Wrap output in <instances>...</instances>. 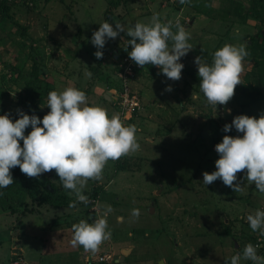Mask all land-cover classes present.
I'll use <instances>...</instances> for the list:
<instances>
[{
	"label": "rangeland",
	"instance_id": "1",
	"mask_svg": "<svg viewBox=\"0 0 264 264\" xmlns=\"http://www.w3.org/2000/svg\"><path fill=\"white\" fill-rule=\"evenodd\" d=\"M114 1L0 0V10L7 13H0V114L7 112L15 120L19 109L42 118L49 111L48 91L72 86L85 92L89 105L117 115L114 94L128 85L138 96L139 107L130 119L126 114L120 120L135 126L140 148L107 161L100 179L86 182L82 189L86 204H77L75 195L65 189L75 200L68 205L74 212L71 223L81 219L91 223L105 206H111L106 217L111 236L102 241L103 251L92 253L93 264H119L120 256L123 264H224L257 236L264 238L244 219L264 209V194L247 181L246 170L236 173L233 183L240 184L238 192L219 179L202 184V173L215 170L214 145L224 135H242L235 129L223 132V125L235 115L258 117L264 112V0H119L112 7ZM153 13L161 23L170 22L173 33L177 22L188 33L192 48L180 58L184 65L180 79L166 78L151 64H135L125 77L120 59L131 50L127 45L131 37L124 32L106 40L100 59L93 55L96 48L90 38L101 22L127 27L147 23ZM241 43L248 55L242 60L240 83L230 100L215 108L199 90L194 57L211 63L216 49ZM169 85L171 91H166ZM33 95L36 98L25 109L23 103ZM30 130L26 128L25 135ZM54 171L42 174L58 183ZM36 205L27 199L19 210L26 215L29 209L45 211V206ZM132 209H138L139 215L132 216ZM38 214L24 221L43 235L51 217ZM3 215L8 217L0 212L1 219ZM118 216L122 222H117ZM0 240H5L3 234ZM29 240V249L23 246L26 264L44 251V240ZM8 244L1 245L0 264H8L7 255L1 253ZM112 248L114 253L109 252ZM101 253H111L113 262L98 261ZM50 259L47 256L43 264ZM247 261L241 259L239 264Z\"/></svg>",
	"mask_w": 264,
	"mask_h": 264
},
{
	"label": "clouds",
	"instance_id": "2",
	"mask_svg": "<svg viewBox=\"0 0 264 264\" xmlns=\"http://www.w3.org/2000/svg\"><path fill=\"white\" fill-rule=\"evenodd\" d=\"M179 2L184 3L185 0ZM175 27L173 33L170 22L161 23L156 13L147 23L136 22L127 27L118 22L103 21L90 38L96 48L93 55L100 59L106 40L115 39L124 32L131 37L127 40V45H131L127 55L136 65L157 66L166 78L178 80L184 67L180 58L192 45L188 43L185 29L178 22ZM247 55L246 45L241 43L239 46L224 44L216 49L211 63L203 62L200 56L194 57L199 90L208 104L216 108L230 100L234 87L240 83L242 60ZM165 90L171 91V86H166ZM45 106L49 111L42 118L19 109L15 120L7 112L0 114V189L13 182L10 169L16 166L28 177H37L54 169L61 186L71 190L76 201L86 204L87 197L82 194L86 182L99 180L107 161L139 150L136 128L123 125L118 115L109 116L100 106L89 105L85 92L72 86L48 91ZM225 111L230 112V109ZM28 127L31 130L25 135ZM231 129L242 135H224L214 145L218 154L214 161L215 170L202 173V184L205 186L219 179L238 192L240 184L233 183L237 180L236 173L246 170L244 176L247 181L264 194V112L258 117L235 115L230 124L223 125V132L228 133ZM73 203L70 201L69 206ZM111 211L108 205L91 223L85 219L73 223L70 244L95 252L102 241L111 236L106 221ZM131 215L138 216V209H132ZM244 219L252 231H259L264 236V209H256ZM116 220L122 222L123 217L118 216ZM256 248L248 243L242 252L231 256L224 264H239L241 259L252 264H264V256L258 255Z\"/></svg>",
	"mask_w": 264,
	"mask_h": 264
},
{
	"label": "crops",
	"instance_id": "3",
	"mask_svg": "<svg viewBox=\"0 0 264 264\" xmlns=\"http://www.w3.org/2000/svg\"><path fill=\"white\" fill-rule=\"evenodd\" d=\"M126 86L128 87V85ZM117 94H118V91H116L114 94L113 105H115L116 103ZM105 96L106 95H104V97ZM117 115L119 116V111L117 112ZM76 203L79 205H83V202H76ZM36 206H40V205H36ZM43 206H45L44 212L39 213L38 210L32 209L30 210L31 211L30 214H27V215H26V212L22 213V211H17V212L8 211L7 212L6 210L0 209L1 213L8 214V217L3 215L2 219L0 218V221H1L0 223H2L3 225L0 236H2L3 234V237H5L4 241L0 240V249H1L2 244L9 243L8 250L5 252L4 250L1 251L2 254L7 255L8 264H26L24 257H23V253L25 250L23 246H27L26 249H29V246L32 245L29 239L32 240L33 238L36 239L38 237L42 243L44 240V244H42L43 245L42 248H44L43 249L44 251L41 250L40 255L39 254L37 255V257L39 256L40 258L39 261L36 260L37 258L36 257L34 261L31 260L29 264H43V261L45 260L47 256H50L51 258L50 261L48 262L49 264H60L61 262L65 264H81L80 262H83L84 264H93L92 262L93 252L92 251H87L82 246H79V245L73 247L70 244V240L72 238V229H71V226L69 225L73 224L71 223L70 220L72 217H74V212L73 211H72L73 213L70 212L72 209L68 208V206L59 207V208H54L49 205H43ZM66 210H69V211H66ZM32 214H38V216H41V214H44L45 218L51 217V221L48 222L46 226L44 227L43 235L39 234L35 226L31 227L34 224L25 223L24 220L26 219V217ZM56 237L58 238L56 239ZM55 242L57 246L55 245ZM251 244H253L254 246H257L256 251L258 255L264 256V238L263 237L257 236L254 241L253 240L251 241ZM102 245L103 244L101 243L98 246L96 251L98 252L100 250L103 251L105 247H103ZM109 252L114 253L115 249L112 248L110 249ZM111 255L112 254L110 253V256ZM119 259L116 261L119 262ZM75 260L80 261V262H76ZM123 261H124V256H123ZM245 264H252V262L247 261Z\"/></svg>",
	"mask_w": 264,
	"mask_h": 264
},
{
	"label": "trees",
	"instance_id": "4",
	"mask_svg": "<svg viewBox=\"0 0 264 264\" xmlns=\"http://www.w3.org/2000/svg\"><path fill=\"white\" fill-rule=\"evenodd\" d=\"M118 1L119 0H115L112 2V7L117 6ZM7 4L8 3H6V5ZM0 13L7 15L3 10H0ZM259 47L263 49V47ZM35 98L36 95L28 97L27 101L23 103V106H25L24 108L26 109ZM10 173L13 182L6 188L0 189L1 210L10 212L20 211L19 205L27 204V199L37 203V205H49L54 208L67 207L70 201H75L70 195L64 192L65 188L61 186L58 176V183L53 182L49 176L44 174H40L37 177H28L19 170L18 166L11 168ZM53 173H55V171Z\"/></svg>",
	"mask_w": 264,
	"mask_h": 264
},
{
	"label": "built area",
	"instance_id": "5",
	"mask_svg": "<svg viewBox=\"0 0 264 264\" xmlns=\"http://www.w3.org/2000/svg\"><path fill=\"white\" fill-rule=\"evenodd\" d=\"M120 62V67L122 68L123 75L126 77L132 74L135 67V63L128 57L127 54L121 57ZM116 104L117 109L119 111V118L121 119L126 114H128V116H130V119L133 115L134 110L139 107V99L138 96L133 91L129 90L128 87L125 85L122 88L121 92L118 93L116 96ZM98 261L113 262V258L108 253H101L98 256Z\"/></svg>",
	"mask_w": 264,
	"mask_h": 264
},
{
	"label": "water",
	"instance_id": "6",
	"mask_svg": "<svg viewBox=\"0 0 264 264\" xmlns=\"http://www.w3.org/2000/svg\"><path fill=\"white\" fill-rule=\"evenodd\" d=\"M181 63L183 64V62H181ZM105 98H106V96H105ZM123 252L126 253L127 250L124 249ZM160 262H161V261H160ZM119 263H120V264H123V256L120 257V259H119Z\"/></svg>",
	"mask_w": 264,
	"mask_h": 264
}]
</instances>
